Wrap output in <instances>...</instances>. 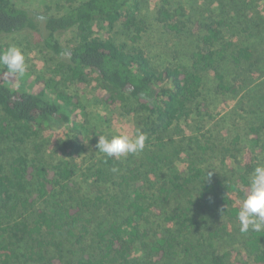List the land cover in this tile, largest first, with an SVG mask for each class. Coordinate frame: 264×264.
<instances>
[{
    "label": "trees",
    "instance_id": "obj_1",
    "mask_svg": "<svg viewBox=\"0 0 264 264\" xmlns=\"http://www.w3.org/2000/svg\"><path fill=\"white\" fill-rule=\"evenodd\" d=\"M68 2L49 14L0 0V40L36 35L55 73L93 81L145 147L117 159L95 145L80 165L76 98L0 66V264H264V231L241 233L238 220L264 163V0H160L154 22L192 44L187 64L163 67L133 45L147 30L143 0ZM209 82L243 114L244 135L201 134ZM65 126L64 140L41 138ZM51 143L68 158L51 159Z\"/></svg>",
    "mask_w": 264,
    "mask_h": 264
},
{
    "label": "rangeland",
    "instance_id": "obj_2",
    "mask_svg": "<svg viewBox=\"0 0 264 264\" xmlns=\"http://www.w3.org/2000/svg\"><path fill=\"white\" fill-rule=\"evenodd\" d=\"M159 1L143 0L144 12H148V17L145 19L147 30L133 45L144 51L150 61L156 66L185 65L187 64V51L191 49L192 44L188 40H179L173 37L171 33L154 22L150 10H154ZM16 3L21 7L45 11L49 14L61 13L70 5L68 0H16ZM73 36L72 32H68L62 37V43L65 47L73 45ZM0 45L3 46V49L10 45H15L25 55L27 72L22 78L16 76L17 83L37 90L52 80V84L58 83L59 90L76 98L78 103L76 122L84 127L85 147L87 150L78 155L77 163L83 164L88 155L94 150L98 133L108 138L124 133L133 137L134 130L131 119L119 107L106 105L102 99L104 93L95 88L93 81L84 85L65 82L63 74L55 73L54 70L58 69L57 64L59 62L40 47L36 35L24 33L4 38L0 40ZM212 87V82H209V116L203 119L204 129L201 130V134H206L207 130L214 127L219 132V135L225 133L230 137H234L237 134L244 135L246 127L244 126L245 122L242 120L243 114L234 109V102L225 101L222 97H216ZM68 130L66 126L47 129L43 131L41 138L47 139L51 137L52 143H55L58 139L64 140ZM188 132L186 131V133ZM52 143L47 147L46 152L51 159L68 158L66 154L69 153V149H61ZM54 150L56 151L55 153Z\"/></svg>",
    "mask_w": 264,
    "mask_h": 264
},
{
    "label": "clouds",
    "instance_id": "obj_3",
    "mask_svg": "<svg viewBox=\"0 0 264 264\" xmlns=\"http://www.w3.org/2000/svg\"><path fill=\"white\" fill-rule=\"evenodd\" d=\"M0 66L5 67L7 73L21 78L27 72L25 55L15 45L0 49ZM146 139V135L139 129L135 138L126 133L113 135L111 138L101 135L98 136L96 148L107 157L119 159L142 152ZM249 188L250 191L241 201L238 211L241 233L264 231V163L258 164L250 174Z\"/></svg>",
    "mask_w": 264,
    "mask_h": 264
}]
</instances>
